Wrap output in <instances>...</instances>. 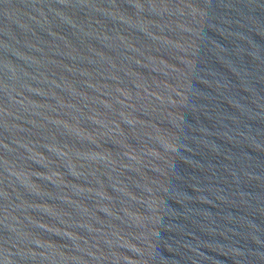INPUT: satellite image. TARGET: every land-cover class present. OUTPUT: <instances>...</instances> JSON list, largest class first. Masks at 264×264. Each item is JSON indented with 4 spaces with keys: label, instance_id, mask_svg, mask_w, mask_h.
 <instances>
[{
    "label": "water",
    "instance_id": "obj_1",
    "mask_svg": "<svg viewBox=\"0 0 264 264\" xmlns=\"http://www.w3.org/2000/svg\"><path fill=\"white\" fill-rule=\"evenodd\" d=\"M0 264H264V0H0Z\"/></svg>",
    "mask_w": 264,
    "mask_h": 264
}]
</instances>
